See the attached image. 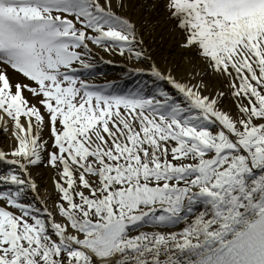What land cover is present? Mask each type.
<instances>
[{"label":"snow or ice","instance_id":"1","mask_svg":"<svg viewBox=\"0 0 264 264\" xmlns=\"http://www.w3.org/2000/svg\"><path fill=\"white\" fill-rule=\"evenodd\" d=\"M0 264H264V0H0Z\"/></svg>","mask_w":264,"mask_h":264}]
</instances>
